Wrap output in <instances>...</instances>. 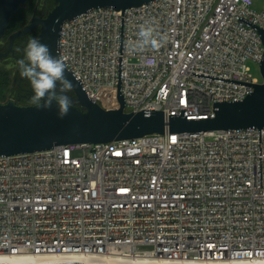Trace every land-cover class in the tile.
Returning <instances> with one entry per match:
<instances>
[{"label":"built area","instance_id":"2783aa9c","mask_svg":"<svg viewBox=\"0 0 264 264\" xmlns=\"http://www.w3.org/2000/svg\"><path fill=\"white\" fill-rule=\"evenodd\" d=\"M257 0H155L125 10V112L215 117L260 81ZM122 10L62 25L60 54L103 109L117 97ZM166 37L130 50L141 25ZM147 134L0 156V254L264 262V128Z\"/></svg>","mask_w":264,"mask_h":264},{"label":"water","instance_id":"95a60500","mask_svg":"<svg viewBox=\"0 0 264 264\" xmlns=\"http://www.w3.org/2000/svg\"><path fill=\"white\" fill-rule=\"evenodd\" d=\"M27 0H0V38L6 33L12 16ZM155 0H54V8L41 18L34 16L23 29L14 32L11 40L25 36L39 28L37 39L47 45L54 57L60 54V36L65 21L74 19L89 10L112 8L122 10L120 58L117 97L119 109L105 110L88 96L79 77L68 67L65 76L72 82L76 99L68 114L58 115L55 102L50 109L38 104L23 106L13 100L0 103V156L50 150L57 146L82 143H106L138 138L147 134L197 133L216 130L264 128V53L260 62L262 82L254 85V92L245 99L215 101V117L188 119L162 110L143 109L125 112V97L121 95L122 52L125 10ZM264 43V28H258ZM7 54V53H6ZM2 54L0 53V56ZM21 264V263H15ZM48 264V263H43Z\"/></svg>","mask_w":264,"mask_h":264},{"label":"clouds","instance_id":"9594fccd","mask_svg":"<svg viewBox=\"0 0 264 264\" xmlns=\"http://www.w3.org/2000/svg\"><path fill=\"white\" fill-rule=\"evenodd\" d=\"M137 36L135 42H130L133 52L159 49L166 39L159 36L156 28L150 24L141 25ZM66 60L67 57H54L47 45L32 38L25 49V59L18 61L20 75L30 81L34 92L31 102L44 109H50L55 102L60 118L66 116L72 106V101L65 93L74 88L65 76Z\"/></svg>","mask_w":264,"mask_h":264},{"label":"rangeland","instance_id":"374dc122","mask_svg":"<svg viewBox=\"0 0 264 264\" xmlns=\"http://www.w3.org/2000/svg\"><path fill=\"white\" fill-rule=\"evenodd\" d=\"M53 4L55 5L54 0H27L20 9L22 11H28L32 6L33 8L27 16V24L24 25L21 29L27 26L34 16L37 15L41 18L47 16V14L51 11H49V9L53 7ZM253 8L258 11L262 10L264 8V0L255 1ZM36 33H39V28L32 31L31 34H29L24 39L18 40L19 47L16 49V56L10 55L3 58L0 57V69L9 72V77L11 78V87H9L8 100H13L14 102L25 104L23 96L31 88V84L27 78H24L20 75V67L18 61L21 59H25V49L27 47L28 41L32 38H36ZM12 34L13 33L8 34L7 37L3 40L1 51L4 53L8 51V40L10 38V35ZM250 66L254 76L262 81V75L259 65L251 62ZM8 100L4 103L8 102Z\"/></svg>","mask_w":264,"mask_h":264},{"label":"bare ground","instance_id":"6f19581e","mask_svg":"<svg viewBox=\"0 0 264 264\" xmlns=\"http://www.w3.org/2000/svg\"><path fill=\"white\" fill-rule=\"evenodd\" d=\"M264 264L245 261L178 262L156 257H113L80 255L7 256L0 254V264Z\"/></svg>","mask_w":264,"mask_h":264},{"label":"trees","instance_id":"16d2710c","mask_svg":"<svg viewBox=\"0 0 264 264\" xmlns=\"http://www.w3.org/2000/svg\"><path fill=\"white\" fill-rule=\"evenodd\" d=\"M54 4L53 7L54 8ZM32 8H29L28 11H22L21 9L15 13L6 30V35L14 33L16 31H19L24 25L27 24V16L29 13L32 11ZM52 8L49 9L52 10ZM48 11V12H49ZM39 33H36V39ZM9 87H11V78L9 77V72H6L4 70L0 69V103H4L5 101L8 100V92H9ZM27 91V89H26ZM34 95V92L32 90V87L27 91L26 94L23 96V100L25 104L22 103H17L18 105H23V106H28V105H33L34 103L31 102V97ZM70 100L72 101V104H74L73 98L69 97ZM9 101V100H8Z\"/></svg>","mask_w":264,"mask_h":264},{"label":"flooded vegetation","instance_id":"af4514ba","mask_svg":"<svg viewBox=\"0 0 264 264\" xmlns=\"http://www.w3.org/2000/svg\"><path fill=\"white\" fill-rule=\"evenodd\" d=\"M31 34V33H29ZM29 34L25 35V36H22V37H18L16 38L14 41L11 40V35H10V38L8 40V51H6L5 53L1 51L2 49V43H3V40L4 38L7 37L6 33L3 37L0 38V53L2 54L0 57L3 58L5 56H10V55H13V56H16V49L19 47V44H18V40L19 39H24L25 37H27ZM7 53V54H6ZM68 97H71L73 98V101H74V104H76V99H75V95L72 91H68L67 93H65Z\"/></svg>","mask_w":264,"mask_h":264}]
</instances>
